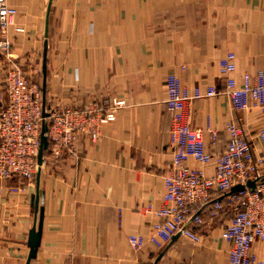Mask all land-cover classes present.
Listing matches in <instances>:
<instances>
[{"label":"crops","instance_id":"crops-1","mask_svg":"<svg viewBox=\"0 0 264 264\" xmlns=\"http://www.w3.org/2000/svg\"><path fill=\"white\" fill-rule=\"evenodd\" d=\"M7 2L15 12L6 33L10 55L0 56V107L12 66L32 79L40 71L43 87L45 42L48 109L89 111L106 98L125 104L95 140L79 132L74 150L59 157L47 147L38 185L36 177L22 186L17 179L5 182L0 264H230L231 243L222 231L235 209L223 196L215 216L210 204L201 212L202 223L192 225L200 241L177 234L158 248L149 239L172 167L166 78L175 74L190 89L221 91L183 110L185 120L203 130L210 154L225 151L229 122L258 148L260 109L252 99L247 108L233 106L223 92L226 75L219 62L235 54L232 76L238 84L244 75L254 80L264 73V0ZM187 164L214 173L215 159L190 158ZM11 185L21 188L13 192ZM40 218L39 244L29 258V233ZM130 236L141 237L142 246L133 247ZM252 252L264 258V241H255Z\"/></svg>","mask_w":264,"mask_h":264},{"label":"built area","instance_id":"built-area-1","mask_svg":"<svg viewBox=\"0 0 264 264\" xmlns=\"http://www.w3.org/2000/svg\"><path fill=\"white\" fill-rule=\"evenodd\" d=\"M14 12L7 0H0V56L10 55L11 41L6 33ZM219 64L226 75L223 92L233 106L247 108L252 99L264 120V73L257 74L254 80L244 75L242 84H238L232 76L236 69L235 54L227 53ZM5 84L6 101L0 107V194L6 181L17 179L21 186L35 181L43 120L41 88L22 68L12 66L6 73ZM166 89V105L172 114V167L164 176L165 205L156 211L159 220L153 225L150 241L158 248H163L177 234L200 241L201 236L192 225L202 223L201 212L210 204H213L210 214L215 216L222 208L219 199L223 196L235 209L222 231V236L231 243L230 264H264V258L252 252L255 241H264V124L258 129L256 148L237 124L229 122L226 149L214 157L206 150L203 130L192 127L183 110L192 100L221 91L215 86L190 89L175 74L167 76ZM124 104L123 99L106 98L89 111L46 107L50 152L57 157L71 153L79 132L88 133L95 140L101 125L113 120L116 110ZM190 158L201 163L215 159L213 175L187 164ZM249 180L255 181L253 188L247 186ZM238 184L244 186L243 190L231 192ZM21 186L9 188L15 192ZM130 241L135 248L143 244L138 236H130Z\"/></svg>","mask_w":264,"mask_h":264},{"label":"water","instance_id":"water-1","mask_svg":"<svg viewBox=\"0 0 264 264\" xmlns=\"http://www.w3.org/2000/svg\"><path fill=\"white\" fill-rule=\"evenodd\" d=\"M49 8H50V3L48 6V12L47 13H49ZM46 35H47V29H46ZM46 54H47V42H45V50H44L43 87H42V91H43V96H42L43 120H42L41 136H40L41 137V144H40V150H39V154H38V170L36 173L37 185L39 184V179H40V174H41V166L43 164V158H44V152H45L47 145H48L47 136H46V130H47L46 117L48 116V112L46 111V97H45V94H46ZM247 186L253 188L255 186V181L249 180L247 182ZM243 188H244L243 185L238 184V185L232 187L231 192L240 191V190H243ZM35 205H36V208H38V196L37 195L35 197ZM40 231H41V218H40V221L38 224V229L36 227H33L29 233L28 241H29V245L31 247L29 258L33 257L35 252H36V248L39 244V239H40Z\"/></svg>","mask_w":264,"mask_h":264},{"label":"rangeland","instance_id":"rangeland-1","mask_svg":"<svg viewBox=\"0 0 264 264\" xmlns=\"http://www.w3.org/2000/svg\"><path fill=\"white\" fill-rule=\"evenodd\" d=\"M22 70H23V69H22ZM23 71H24V70H23ZM24 72H25V71H24ZM37 72H38V73H36V74L34 73V75H33V79H34V80H33L31 77H29V75H28L26 72H25V73L28 75V77H29L30 79H32L34 82H36L38 86H40V88H41V92H42L41 72H40V71H37Z\"/></svg>","mask_w":264,"mask_h":264}]
</instances>
